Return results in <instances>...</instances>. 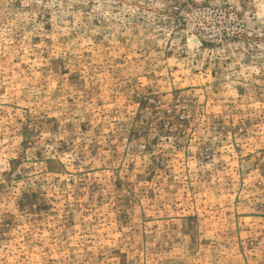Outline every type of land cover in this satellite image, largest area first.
<instances>
[{"label":"rangeland","instance_id":"374dc122","mask_svg":"<svg viewBox=\"0 0 264 264\" xmlns=\"http://www.w3.org/2000/svg\"><path fill=\"white\" fill-rule=\"evenodd\" d=\"M0 264H264V0H0Z\"/></svg>","mask_w":264,"mask_h":264}]
</instances>
